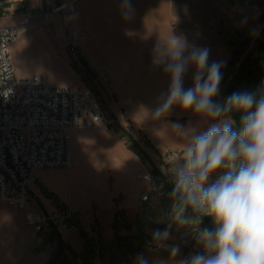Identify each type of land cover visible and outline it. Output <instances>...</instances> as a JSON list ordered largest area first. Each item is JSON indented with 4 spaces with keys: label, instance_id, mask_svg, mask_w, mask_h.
<instances>
[{
    "label": "rangeland",
    "instance_id": "obj_1",
    "mask_svg": "<svg viewBox=\"0 0 264 264\" xmlns=\"http://www.w3.org/2000/svg\"><path fill=\"white\" fill-rule=\"evenodd\" d=\"M21 4L0 0V15L22 13ZM186 4V21L178 25L177 37L184 39L190 49L207 48L209 63L222 64L223 79L216 102H223L234 92L259 95L264 91V0H186ZM42 16L46 17L44 13ZM76 26L83 29L77 23ZM68 27L72 26L66 20L59 22L58 16L23 34L20 38L32 31L46 32L54 46L50 49L40 45L30 50L23 42L14 47V59L22 67L20 71L16 68L17 73L39 71L50 85L65 81L69 72L59 61L73 62L66 59L59 41H66ZM89 34L88 39L81 41L85 52L82 58L93 66L83 61L80 70L77 69V85L94 94L110 122L109 128L117 130L140 156L146 167L143 173H150L151 180L140 177L143 173L138 175V170L133 171L129 179L138 188H144L136 199V206L117 210L111 219L96 213L87 217L74 211L72 227L64 233L35 232L26 223L22 210L0 196V264H140L141 258L148 264H179L189 254L202 251L197 244L198 233L211 226V220L205 216L200 224H181L174 219L172 169L183 164V147L190 137L206 131L219 120L205 118L191 109L183 110L179 105L155 115L169 89L163 64L154 62L155 46L164 44L162 40L152 38L144 46L147 53L142 56L144 63L153 64L144 68L132 64L125 49V37L120 33H113L110 45H104L109 41L106 35L110 31ZM193 75L194 69L189 67L184 78L185 88L192 85ZM228 115L239 121L241 113ZM81 132L74 137V165L67 179L75 203L94 208L111 199L108 173L112 164L97 152L82 156ZM224 171L214 173L209 182H215ZM115 179L112 188L120 194L122 178ZM184 215L191 216V209ZM164 230L168 231L167 238L156 241L154 234ZM173 248L179 249L174 257L170 254Z\"/></svg>",
    "mask_w": 264,
    "mask_h": 264
},
{
    "label": "clouds",
    "instance_id": "obj_2",
    "mask_svg": "<svg viewBox=\"0 0 264 264\" xmlns=\"http://www.w3.org/2000/svg\"><path fill=\"white\" fill-rule=\"evenodd\" d=\"M125 4L131 7L129 0ZM154 62L163 64L169 78L156 116L179 105L219 120L190 137L183 147V164L172 169L174 219L181 224H200L205 216L211 220V226L198 233L202 251L189 254L179 264H264V91L259 95L234 92L216 102L222 64L209 63L207 48L190 49L175 35L170 43L155 46ZM189 67L194 75L192 85L185 88ZM234 112L241 113L239 121L228 115ZM221 169L226 171L210 183ZM189 209L192 215L185 216ZM167 236V230L154 234L158 242ZM178 252L173 248L170 254L174 257ZM140 264L148 262L141 258Z\"/></svg>",
    "mask_w": 264,
    "mask_h": 264
},
{
    "label": "built area",
    "instance_id": "obj_3",
    "mask_svg": "<svg viewBox=\"0 0 264 264\" xmlns=\"http://www.w3.org/2000/svg\"><path fill=\"white\" fill-rule=\"evenodd\" d=\"M53 11L63 13L72 26L66 28L64 49L77 64L84 56L81 41L87 35L76 26L74 2L62 1ZM50 19L27 12L15 23L0 25V196L24 211L26 223L35 232L64 233L72 227L73 208L59 206L45 212L32 205L33 172L41 168H70L73 131L109 128L110 122L88 88L50 85L40 73H17L15 42L32 27ZM140 176L151 180L150 173Z\"/></svg>",
    "mask_w": 264,
    "mask_h": 264
},
{
    "label": "crops",
    "instance_id": "obj_4",
    "mask_svg": "<svg viewBox=\"0 0 264 264\" xmlns=\"http://www.w3.org/2000/svg\"><path fill=\"white\" fill-rule=\"evenodd\" d=\"M62 1L74 2L76 23L86 31L87 37L85 39H88L89 33L92 32L105 34L110 31L111 34L106 35V39H109V41L106 40L107 42L104 43V45H110L114 34L120 33L121 36H124L125 49L130 54L132 64L136 67L142 65L144 68H148L146 66L151 65V63H144L145 59L142 56L147 54L144 51V46H147L152 38L162 40L165 44L168 37L172 38V35L177 36L180 34L176 29L179 24L186 21L187 17L185 13L186 0H129L130 8L125 4V0H29V3H26V0H13V2L17 3L22 2V13H10L7 16L2 13L0 15V25L15 23L27 12L41 15L44 13L45 16L51 19L59 16V22L65 21L63 13L53 11L54 7ZM51 6L52 8L47 10ZM108 23L110 24L109 28H107ZM151 32L154 34L156 32L159 33L156 35L157 38ZM48 36L49 34L46 32L32 31L17 40L14 47L16 48L20 43L25 42L30 50L40 45L53 49L54 43ZM167 43H170L169 39ZM64 44L65 42L59 41V47L69 61ZM14 61L17 70H22V67L16 62V58ZM83 61H87L89 64V61L83 60V58L77 64L70 63V61L64 63L59 61L62 64L61 66L69 72V77L59 83V85H77L79 83V72L77 69L80 70L84 64ZM89 66L93 65L89 64ZM34 73L42 74L39 71H25L23 73L19 72V75L27 76ZM80 129L73 131L72 165L70 168H41L33 172L34 180L30 189L32 205L45 212L59 206H70L76 213H83L87 217L88 214L96 213L98 216L110 219L113 218L117 210L136 206V199L139 198L144 188H138L131 182L129 177L135 170H138V175L145 172L146 167L140 156L130 148L120 133L113 128ZM78 131H82V134H80V147L84 158L90 152H97L102 154L105 160L112 164V169L108 173V182L111 183L109 186L111 199L102 206L89 208L80 205V203L76 204L73 192L69 187L67 174L71 175L72 173L74 165V137H77L75 135H77ZM113 167H115V170H113ZM115 177L122 178V185L120 184L119 186L123 188L120 194L114 193L112 188V184L116 182ZM117 194L119 197L115 200ZM22 214H24L23 210ZM30 228L32 227L30 226Z\"/></svg>",
    "mask_w": 264,
    "mask_h": 264
},
{
    "label": "trees",
    "instance_id": "obj_5",
    "mask_svg": "<svg viewBox=\"0 0 264 264\" xmlns=\"http://www.w3.org/2000/svg\"><path fill=\"white\" fill-rule=\"evenodd\" d=\"M250 77V76H249ZM248 78V77H247ZM128 143V142H127ZM129 146H130V144H128ZM130 148H131V146H130Z\"/></svg>",
    "mask_w": 264,
    "mask_h": 264
}]
</instances>
